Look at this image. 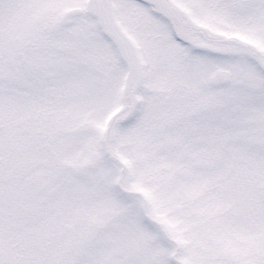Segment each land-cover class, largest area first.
<instances>
[{
  "label": "snow or ice",
  "instance_id": "snow-or-ice-1",
  "mask_svg": "<svg viewBox=\"0 0 264 264\" xmlns=\"http://www.w3.org/2000/svg\"><path fill=\"white\" fill-rule=\"evenodd\" d=\"M0 264H264V0H0Z\"/></svg>",
  "mask_w": 264,
  "mask_h": 264
}]
</instances>
